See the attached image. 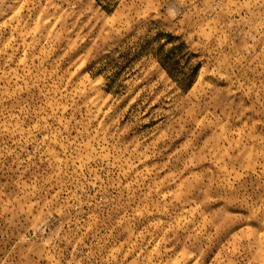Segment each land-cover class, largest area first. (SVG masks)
<instances>
[{"label": "rangeland", "instance_id": "rangeland-1", "mask_svg": "<svg viewBox=\"0 0 264 264\" xmlns=\"http://www.w3.org/2000/svg\"><path fill=\"white\" fill-rule=\"evenodd\" d=\"M0 264H264V0H0Z\"/></svg>", "mask_w": 264, "mask_h": 264}]
</instances>
